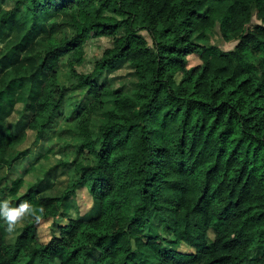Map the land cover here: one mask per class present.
I'll use <instances>...</instances> for the list:
<instances>
[{
	"label": "trees",
	"instance_id": "trees-1",
	"mask_svg": "<svg viewBox=\"0 0 264 264\" xmlns=\"http://www.w3.org/2000/svg\"><path fill=\"white\" fill-rule=\"evenodd\" d=\"M5 33L17 38L0 55V194L30 208L11 243L0 210V264H264V0H0ZM93 37L112 46L81 72ZM125 65L135 90L109 93L100 77ZM19 103L31 117L14 132ZM29 129L64 154L59 196L39 178L7 186ZM84 187L94 214L42 243L38 222Z\"/></svg>",
	"mask_w": 264,
	"mask_h": 264
},
{
	"label": "rangeland",
	"instance_id": "rangeland-1",
	"mask_svg": "<svg viewBox=\"0 0 264 264\" xmlns=\"http://www.w3.org/2000/svg\"><path fill=\"white\" fill-rule=\"evenodd\" d=\"M6 7L12 6V0H1ZM106 16H110L111 14L104 12ZM253 23H257V20L254 19ZM145 37L147 38L149 45L152 47V39L147 33H144ZM7 38H10V40H15L17 38L16 33H11L10 36H8L7 33H5L2 36V40H0V55L5 53L7 51L8 47V41ZM211 42L213 44L219 45L225 50L233 49L236 45V42L233 41L231 43H223L222 39L219 35V33L213 34L211 37ZM111 42L108 38H97L93 37L87 47H86V62L84 66L80 68L81 72H89L92 64L95 60V58L99 55H101L107 48H110ZM37 49L41 50L40 43L37 44ZM201 64L200 58L197 55H193L189 57V68L197 66ZM134 73L133 69L127 65L120 66L116 72L114 73H106L103 74L99 82L100 84H103L106 88V90L111 93L112 88L117 89H124V91H127L131 93L130 91L135 90V81H134ZM2 77V75H0ZM104 102L106 107L109 106L111 103V97L110 94L106 97H104ZM79 102L77 101V104ZM18 106V107H17ZM17 111L12 113L8 118L7 122L10 128L14 132H22L27 128V123L30 120L31 114L28 110H25L23 105L19 103L17 105ZM71 113L70 109H65V116L64 118L58 123L59 128H64L67 124H70L71 122ZM96 120H99V114L97 115ZM30 130V129H29ZM25 143L22 145L21 149H28V147L32 150V154L23 162L16 165V171L10 172L6 169H4L3 173L5 175H10L11 177L8 178L9 184L8 187L11 188L12 186V180H15L17 178H20L22 175H24V172L28 170V176L26 177V182L28 185L32 182V184L35 183L34 176L37 177H43L44 183L40 186L39 189L43 187H47V195H61L64 189L67 186L68 183V175H66L63 172V169L61 167H58L59 162L64 159V154L61 151V148L58 149H49V145L47 141H44L45 144L41 143L40 145L34 144V137L33 133L29 132L28 139H26ZM38 140V139H37ZM36 140V142H37ZM47 143V144H46ZM41 155V156H40ZM47 175H42V174ZM27 174V173H26ZM25 182V181H24ZM7 183V182H6ZM26 184H24L23 191H26ZM22 191V192H23ZM21 194V193H20ZM4 202H8L9 207L11 208H18L13 198L10 196L9 189L0 194V210H2V205ZM94 207H96V204L94 203L92 197L90 196V193L88 192V189L86 187L80 188L76 191L74 196L69 197V200L64 205L63 212L59 215L58 218H50V219H44L38 222L37 224V234L40 238V241L42 243H47L51 237L53 230H57V225H65L67 224L70 217H85V216H91L94 210ZM92 210V211H91ZM91 211V212H90ZM6 219V218H5ZM29 219L28 215H24L13 227L12 231L8 230V236L7 241L9 243L14 242L16 236L23 228L25 222ZM7 229L9 228V225L6 221ZM178 251L186 253L190 251V248H188L185 245H182ZM253 257H256V253H254Z\"/></svg>",
	"mask_w": 264,
	"mask_h": 264
},
{
	"label": "clouds",
	"instance_id": "clouds-1",
	"mask_svg": "<svg viewBox=\"0 0 264 264\" xmlns=\"http://www.w3.org/2000/svg\"><path fill=\"white\" fill-rule=\"evenodd\" d=\"M29 208L30 206L26 202L21 204L18 208H11L9 207L8 202H4L2 205V215L6 218L9 225V231L13 230V227L25 215V213L28 212ZM37 219H39V217H37Z\"/></svg>",
	"mask_w": 264,
	"mask_h": 264
},
{
	"label": "crops",
	"instance_id": "crops-1",
	"mask_svg": "<svg viewBox=\"0 0 264 264\" xmlns=\"http://www.w3.org/2000/svg\"><path fill=\"white\" fill-rule=\"evenodd\" d=\"M18 107V106H17ZM17 107H16V109H15V112L17 111ZM29 132H32L33 133V137H34V144L36 143V145H40L41 143H43V144H45L41 139L40 140H37V137H36V135H35V132H33L32 130H27L26 131V133H27V139H28V134H29ZM36 140H37V142H36ZM27 141V140H26ZM41 142V143H40ZM28 149H29V155H28V157L32 154V150L28 147ZM41 156V155H40ZM28 157H26L25 159H23V160H20L19 162H17L16 164H15V166H14V168H13V170L11 171L12 173H13V171H16V165L17 164H20V163H23ZM29 170V169H28ZM28 170H26L25 172H24V175H22L20 178H23V180L25 181L24 182V184H26L25 186H26V188L28 187V186H30V185H32V182L28 185V183L26 182V177H25V175H27L28 176V173L30 174L31 172H28ZM27 173V174H26ZM43 176L44 175H47V173L45 174H42ZM34 178H35V182H36V180L39 178V179H42L43 177H37L36 175L34 176ZM42 180H45V179H42ZM24 184H23V188L20 190L21 191V193H23L24 191H23V189H24ZM47 187H43L42 188V191H43V193L44 194H47ZM23 191V192H22Z\"/></svg>",
	"mask_w": 264,
	"mask_h": 264
}]
</instances>
